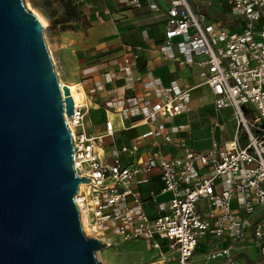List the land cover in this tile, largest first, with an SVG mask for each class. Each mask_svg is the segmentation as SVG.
Here are the masks:
<instances>
[{
  "label": "built area",
  "instance_id": "1",
  "mask_svg": "<svg viewBox=\"0 0 264 264\" xmlns=\"http://www.w3.org/2000/svg\"><path fill=\"white\" fill-rule=\"evenodd\" d=\"M205 1L225 3L226 20L196 12L189 0H171L160 52L181 65L202 57L198 64L207 70L204 84L215 109L232 110L234 138L223 145L214 138L208 148L187 150L181 157L143 150L138 141L115 144L103 154L106 139L114 135L113 123L107 121L105 134L88 133L89 105L72 97L74 115L65 119L74 138V170L79 178L93 180L83 183V190L80 185L74 201L86 236L108 247L113 238L143 242L158 252L150 264H264V0ZM175 48L191 60H181ZM147 86L157 91L156 103L114 98L106 107L150 126L146 137L171 142L167 125L191 111L192 90L155 81ZM156 170L161 192L169 198L152 215L140 186ZM246 250L251 253H240Z\"/></svg>",
  "mask_w": 264,
  "mask_h": 264
},
{
  "label": "water",
  "instance_id": "2",
  "mask_svg": "<svg viewBox=\"0 0 264 264\" xmlns=\"http://www.w3.org/2000/svg\"><path fill=\"white\" fill-rule=\"evenodd\" d=\"M62 85L44 25L25 0H0V264H103L74 201L93 182L74 170Z\"/></svg>",
  "mask_w": 264,
  "mask_h": 264
},
{
  "label": "crops",
  "instance_id": "3",
  "mask_svg": "<svg viewBox=\"0 0 264 264\" xmlns=\"http://www.w3.org/2000/svg\"><path fill=\"white\" fill-rule=\"evenodd\" d=\"M50 1L43 2L51 7L45 16L49 22L52 13L56 11V17H59L64 11L59 1ZM128 1L77 0L87 22L70 23L68 26L74 29L62 32L50 29L51 49L55 51L60 71L69 80L66 85L75 87L80 100L85 99L89 105L85 119L88 133L105 134L107 121L113 123L114 135L106 139L104 151H101L103 154H108L109 148L115 144L128 145L132 141H138L143 150L157 148L169 157L184 156L187 150L202 151L208 148L213 136L201 133L203 125L199 122L200 117L191 116L199 110H216L211 91L204 84L207 70L198 64L202 57L195 56L193 64L181 65L160 52L166 38V18L171 0H136L138 5ZM190 2L196 12L205 13L211 20L222 19L219 15L224 16L227 11L225 3L205 0ZM82 21L90 26L86 28ZM174 52L181 55L177 48ZM184 57L188 60L192 58L181 55L180 59L184 60ZM153 81L162 86L176 83L192 90L191 111L167 125L171 142H164L163 138L157 136L146 137L152 130L150 126L134 118L124 119L121 114L110 112L106 107L107 102L114 98L135 97L141 102L149 100L156 103L157 91L147 86ZM223 111L226 110L218 112L221 114ZM129 160L128 157L123 158L125 164ZM161 189L158 170L147 183L140 186L142 197L150 200L147 210L152 215L157 214V205L169 198ZM151 192L155 195L153 200L150 199Z\"/></svg>",
  "mask_w": 264,
  "mask_h": 264
},
{
  "label": "rangeland",
  "instance_id": "4",
  "mask_svg": "<svg viewBox=\"0 0 264 264\" xmlns=\"http://www.w3.org/2000/svg\"><path fill=\"white\" fill-rule=\"evenodd\" d=\"M45 0H25L27 7L37 16L40 15L41 18L47 23L44 26V39L49 50V53L52 57L54 63V70L58 75L59 82L64 85L69 80L66 76L60 71L59 62L55 51L51 49V43L49 35L51 34L50 22L45 18L46 14L51 10V7L46 3ZM190 1V0H189ZM195 10V9H194ZM38 17V16H37ZM222 20H226L225 16H220ZM224 24V22H223ZM71 73V70H69ZM74 84V83H71ZM69 87V86H68ZM70 88V87H69ZM192 117H200L199 122L203 125V129H200L201 133L206 135L213 136L218 143L221 145L230 142L234 138L235 131L237 129L236 121L232 116L231 110H226L221 112V114L216 111H206L199 110L191 114ZM219 122L220 126L215 127V122ZM212 134H211V133ZM113 245L111 247L102 249V251L96 254L97 260L103 264H150L153 261V258L158 255V252L155 250H148L147 246L143 242H134V243H122L120 239H112ZM202 246H205V242H202ZM208 249L212 250L213 246H208ZM247 251V252H246ZM241 251V254H247L250 251L252 252V260H257V254L254 247L250 245V251ZM250 252V253H251ZM203 255L196 256V259H200Z\"/></svg>",
  "mask_w": 264,
  "mask_h": 264
},
{
  "label": "trees",
  "instance_id": "5",
  "mask_svg": "<svg viewBox=\"0 0 264 264\" xmlns=\"http://www.w3.org/2000/svg\"><path fill=\"white\" fill-rule=\"evenodd\" d=\"M59 1L61 6L63 7V13L61 16H57V12L52 13L50 29L67 31L70 29H74L73 27L68 26V24L73 22H78L84 20L87 22V19L84 17L83 12L81 10V5L77 3V0H52L50 3ZM82 21V22H84ZM85 23L86 28L90 26L89 23Z\"/></svg>",
  "mask_w": 264,
  "mask_h": 264
},
{
  "label": "bare ground",
  "instance_id": "6",
  "mask_svg": "<svg viewBox=\"0 0 264 264\" xmlns=\"http://www.w3.org/2000/svg\"><path fill=\"white\" fill-rule=\"evenodd\" d=\"M37 16H38L39 20L41 21V23H43V25L46 26L47 23H45V21L41 18V16L38 14H37ZM70 91H71L72 97L75 99L76 102L81 101L78 94H77V90L75 89V87L74 88L70 87ZM84 187H85L84 184L81 185V190H83Z\"/></svg>",
  "mask_w": 264,
  "mask_h": 264
}]
</instances>
